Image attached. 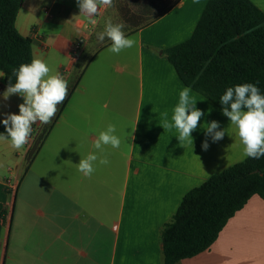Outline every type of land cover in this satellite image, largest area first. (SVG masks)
Here are the masks:
<instances>
[{"label": "crops", "instance_id": "obj_1", "mask_svg": "<svg viewBox=\"0 0 264 264\" xmlns=\"http://www.w3.org/2000/svg\"><path fill=\"white\" fill-rule=\"evenodd\" d=\"M159 1L161 12L149 2L136 13L114 0L116 8L102 7L92 25L76 0H25L17 29L32 39L33 58L68 82V95L28 170L27 144L17 150L0 141V264H165L161 232L184 196L246 159L236 127L192 89L204 112L193 143L180 145L177 130L160 125L165 112L171 122L187 87L164 51L192 36L209 0ZM250 1L264 12V0ZM108 18L126 25L134 47L114 54L107 37L97 39ZM6 89L0 77V121L24 102L16 94L4 100ZM212 121L225 130L216 142L205 133ZM109 124L121 145L97 153L109 163L97 161L85 177L77 164L97 152ZM0 133L7 135L3 123ZM7 179L17 185L14 195ZM176 264H264V198L253 196L209 250Z\"/></svg>", "mask_w": 264, "mask_h": 264}, {"label": "trees", "instance_id": "obj_2", "mask_svg": "<svg viewBox=\"0 0 264 264\" xmlns=\"http://www.w3.org/2000/svg\"><path fill=\"white\" fill-rule=\"evenodd\" d=\"M25 0H0V72L6 87L14 84V68L31 63L32 39L16 21ZM185 86L222 111L220 97L228 87L255 84L264 95V12L250 0H209L185 42L164 51ZM44 124L27 153L26 170L59 119ZM255 195L264 198V157L242 162L211 176L183 198L173 219L161 232L165 264L193 258L218 239L229 220Z\"/></svg>", "mask_w": 264, "mask_h": 264}, {"label": "clouds", "instance_id": "obj_3", "mask_svg": "<svg viewBox=\"0 0 264 264\" xmlns=\"http://www.w3.org/2000/svg\"><path fill=\"white\" fill-rule=\"evenodd\" d=\"M80 9V15L87 18L92 25L97 24L94 18L100 14V9L114 7V0H76ZM126 25L123 22L113 23L111 18L105 21L102 32L96 34L97 39L103 42L107 37L111 41L108 51L119 54L123 50L130 49L136 44L134 37L124 32ZM16 77L13 84L9 78V84L3 93L4 100L16 94L23 98L19 107V114L9 113L0 121L3 123L7 135L0 133V141L10 140L13 148L22 149L29 141L32 133V125L40 122L49 124L63 104L68 95V82L58 73H53L47 62L41 58L32 59L31 63L21 64L18 69L12 70ZM4 73L0 72V77ZM191 88L185 87L179 93V102L174 107L171 122L168 113L162 114L161 126L165 130L175 128L178 132L180 145L185 141L193 143L191 133L198 127L204 112L196 107L197 100L191 95ZM222 114L229 118L230 123L237 129V134L243 144L245 157L260 159L264 157V95L260 89L252 83H244L234 87H228L220 97ZM135 131V130H134ZM117 128L109 124L105 130L99 131L98 138L93 147L95 153H89L86 158H81L77 164L78 171L90 178L96 171L97 161L99 165H107V156H101L105 152V146L116 149L121 145V138L116 135ZM205 133L211 136L213 142L223 139L225 130H220L219 122L212 121L206 124ZM204 150L209 147L207 140L202 144Z\"/></svg>", "mask_w": 264, "mask_h": 264}, {"label": "rangeland", "instance_id": "obj_4", "mask_svg": "<svg viewBox=\"0 0 264 264\" xmlns=\"http://www.w3.org/2000/svg\"><path fill=\"white\" fill-rule=\"evenodd\" d=\"M119 1L120 0H117V3H119ZM121 1L122 3H125L127 7L131 6V8L128 9H130V11H135L136 13H141V11L144 10L142 6H148L149 2L153 3L151 7L155 9L157 13L162 11V4L159 0H138V4L137 2H135V0H121ZM157 1H159V3ZM103 26L104 24H101V29H103Z\"/></svg>", "mask_w": 264, "mask_h": 264}, {"label": "built area", "instance_id": "obj_5", "mask_svg": "<svg viewBox=\"0 0 264 264\" xmlns=\"http://www.w3.org/2000/svg\"><path fill=\"white\" fill-rule=\"evenodd\" d=\"M43 126H44V124H41L40 122H37V123L32 125V133H31V136H30L29 141L27 143L29 150L34 146L36 139H37L38 135L40 134ZM6 184H7V187L9 188V192L12 195H14L16 192V189H17L16 183L13 182L12 179H7Z\"/></svg>", "mask_w": 264, "mask_h": 264}]
</instances>
